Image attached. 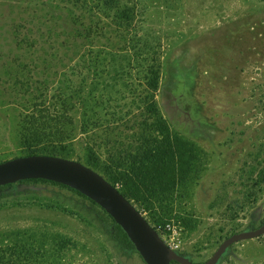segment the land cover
I'll use <instances>...</instances> for the list:
<instances>
[{"label":"rangeland","instance_id":"obj_1","mask_svg":"<svg viewBox=\"0 0 264 264\" xmlns=\"http://www.w3.org/2000/svg\"><path fill=\"white\" fill-rule=\"evenodd\" d=\"M103 3L0 0V163L27 154V114L62 99L67 159L110 169L116 153L131 202L206 262L264 223V0H115L123 26ZM18 189L0 200V264H145L69 188ZM263 263L264 236L222 264Z\"/></svg>","mask_w":264,"mask_h":264},{"label":"water","instance_id":"obj_2","mask_svg":"<svg viewBox=\"0 0 264 264\" xmlns=\"http://www.w3.org/2000/svg\"><path fill=\"white\" fill-rule=\"evenodd\" d=\"M25 180H46L73 189L104 210L124 231L145 264H222L240 242L264 236V223L225 239L206 262L194 263L169 246L137 207L105 177L85 164L49 155L23 156L0 163V187Z\"/></svg>","mask_w":264,"mask_h":264},{"label":"trees","instance_id":"obj_3","mask_svg":"<svg viewBox=\"0 0 264 264\" xmlns=\"http://www.w3.org/2000/svg\"><path fill=\"white\" fill-rule=\"evenodd\" d=\"M102 3V1L98 0V4H100V6H103ZM103 4L113 10L112 15L110 16L112 22L118 24L119 26H123V24L128 23V21L130 20L129 13H113V5H115V0H105ZM101 10L102 9H100L99 12H101ZM83 56L84 54L81 57ZM68 111L69 108H67L65 101H62L61 99V103H59L58 105L56 104V106H42L40 108L39 105H36V107H34L33 110L27 114L26 120L29 122L27 123L28 127L25 129L28 132V134H26L25 136L26 138H24V142L27 146V154L25 156L49 155L67 158L68 153H65L66 148L63 145V143L67 139V133H65L64 127L73 126V121L69 119ZM101 144L103 143H100L99 146H101ZM115 154L116 153H110L106 158V160H108L109 164L111 165L110 169H102V167L97 163V161L99 160L98 158H96V161H92L90 159L87 165L97 171L103 177H105V179H107L113 186L117 187L118 184L123 183V189H118L125 197L132 201L137 197V193L135 192L134 187L130 186V182L133 180L130 177L133 176V173L131 170L127 171V173H119L115 171L119 164L115 157ZM123 164L124 162L120 163L118 168H121ZM139 179L141 181V184H143V176L139 175ZM27 182L57 184L46 180H25L17 184L6 185L0 187V200L9 198L17 194H22V191L18 189V184H23ZM70 190L89 202L91 211L94 213L95 218L99 222L104 233L109 235L110 238L117 244V246L122 251L123 255L129 257L132 254L137 253L134 245L131 243L124 231L114 222V220L104 210H102L96 203H94L81 193L73 189ZM249 228L254 229V225L251 224ZM155 229L157 230V228ZM183 255L191 257V255L189 254L183 253Z\"/></svg>","mask_w":264,"mask_h":264}]
</instances>
